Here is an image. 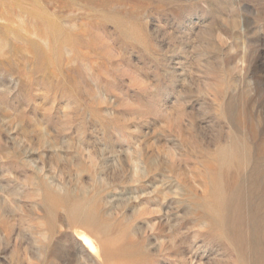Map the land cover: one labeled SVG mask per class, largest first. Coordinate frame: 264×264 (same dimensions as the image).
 I'll use <instances>...</instances> for the list:
<instances>
[{
  "label": "rangeland",
  "instance_id": "obj_1",
  "mask_svg": "<svg viewBox=\"0 0 264 264\" xmlns=\"http://www.w3.org/2000/svg\"><path fill=\"white\" fill-rule=\"evenodd\" d=\"M0 264H264V0H0Z\"/></svg>",
  "mask_w": 264,
  "mask_h": 264
},
{
  "label": "bare ground",
  "instance_id": "obj_2",
  "mask_svg": "<svg viewBox=\"0 0 264 264\" xmlns=\"http://www.w3.org/2000/svg\"><path fill=\"white\" fill-rule=\"evenodd\" d=\"M78 241L81 242L82 246H84V248L88 251V253H93L94 252V247L91 243V240L88 236H86L85 234H81L79 235V237L77 238Z\"/></svg>",
  "mask_w": 264,
  "mask_h": 264
}]
</instances>
